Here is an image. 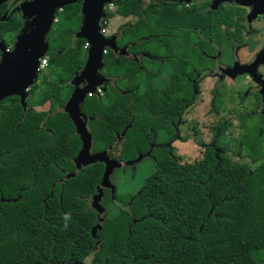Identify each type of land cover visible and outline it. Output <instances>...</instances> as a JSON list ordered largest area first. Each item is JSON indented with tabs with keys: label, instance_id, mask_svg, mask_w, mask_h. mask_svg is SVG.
Instances as JSON below:
<instances>
[{
	"label": "trees",
	"instance_id": "1",
	"mask_svg": "<svg viewBox=\"0 0 264 264\" xmlns=\"http://www.w3.org/2000/svg\"><path fill=\"white\" fill-rule=\"evenodd\" d=\"M153 1L145 7L143 0L116 1L115 15L137 17L125 27L120 43L136 44L131 50H147L161 61L142 58L137 67L130 59L105 55L106 76L127 84L121 93L109 87L103 98L87 96L80 105L94 118L88 121L93 153L107 150L124 133L128 147L119 161L129 164L140 158L125 168L147 158L154 162L141 191L118 208L111 243L128 256L126 264H255L264 254V152L255 142L237 152L241 159L236 162L226 128L218 125L212 129L213 140L203 144L201 161L181 165L171 146L172 127L166 126V116L179 108L178 94H192L189 79L217 47L230 44L220 28L229 29L231 17L209 4L181 13L175 2ZM81 6L82 0L64 7L47 35L45 57L55 85L43 88L40 100L30 98L26 112L18 102L0 110V264H89L87 259L96 263L99 258L92 229L101 218L89 201L97 195L104 165L78 171L81 141L68 116L54 113L68 96L61 84L82 70L86 60L84 51L69 47L80 27ZM5 8L0 6V16ZM112 17L106 12L105 21ZM19 28V21L0 22L6 46L7 37L12 41ZM149 43L159 48L147 49ZM164 49L184 55L171 57L177 70L171 83L153 88V79L169 59ZM181 67L186 68V82L179 81ZM221 88L214 94L215 114L220 113L216 101ZM47 101L50 111L32 109ZM70 174L75 175L66 178Z\"/></svg>",
	"mask_w": 264,
	"mask_h": 264
},
{
	"label": "rangeland",
	"instance_id": "2",
	"mask_svg": "<svg viewBox=\"0 0 264 264\" xmlns=\"http://www.w3.org/2000/svg\"><path fill=\"white\" fill-rule=\"evenodd\" d=\"M18 1L24 2V0ZM143 3L144 7L148 4L147 1H144ZM110 4L111 5L107 4L105 6V13L109 11L113 14V17L110 18L107 22L104 18L101 23V33L106 36H111L115 33H119L122 28H125L126 26H128V24H135L137 21V17L122 18L115 15V3L112 2ZM207 4H210L211 9L212 0H193L188 4L177 3L176 7L178 8V11L181 12V10H189L193 7L201 8ZM253 5L254 4H252L251 2L245 0H221L216 5V7L222 9V15L228 14V16H231L233 12L232 10L238 9L239 11H241L242 7H249ZM59 12H62V10L58 11V13ZM183 12L184 11H182L181 13ZM237 15H239V12L234 15V18ZM23 16L24 20L27 22V25L32 26L31 16L28 14H23ZM262 19L264 21V18ZM57 23L58 21L56 18L53 22L51 30L55 29ZM261 24L262 22L259 25L261 26ZM220 30L222 35L228 36L229 30L231 29H226L225 27L221 26ZM261 30L263 36L259 37L258 40L260 39L261 42H264V27H262ZM23 32L25 33L27 31ZM6 40L10 43L9 37H7ZM15 42L16 39L14 40V44ZM10 44L6 46V48L7 51L11 52L13 50L14 44H12L11 46ZM228 45L229 44L224 43L223 45H220V47H217L215 50L218 51L219 56L214 57L213 63L208 61L205 66H201L199 68V73L203 74V76L202 78H200L201 81L199 80L198 82L197 80L198 83L196 91H198V95L195 102L189 106H187L186 104L185 108H183L179 113L176 108V114H172L174 113L172 112L171 114H168L166 116V126H171L173 130L172 137H174V139L171 143V146L174 148L175 157L181 165H193L201 161L203 156V144H208L213 140L214 133L212 132V129L218 125H224L226 128V143L229 147L230 155L234 157V160L236 162H239L241 159L240 155L237 152H245L247 149H250V146L255 144V142L258 143V149L264 152V106H261L259 102H254L253 97L255 96H253V93H248L247 97L244 96L247 90L255 88L258 89L261 88V86L258 82L256 83L253 81L249 72H246L248 74L240 73L239 76L234 78L233 80H236L237 82V85L235 84V86L231 85V80L227 74L220 72V69L224 71L226 70L222 65H230L233 59V52ZM239 47H241V44H239ZM82 48V50L85 49V42H83ZM154 48H159L156 43H149L147 45V49ZM247 54L248 51L240 54V59L242 62L248 61L249 57L246 56ZM262 67L263 68H260L259 74L261 76H259V79L263 78L264 84V66ZM153 69L156 70L157 68L153 67ZM171 70L173 71V69L169 65H165L163 68H161L159 74L155 77V79H153V88H160L169 85V76L172 74V72L170 73ZM100 72V74L103 73L102 70ZM220 77L224 81V87L223 89L221 88V99L223 100V102H221V99H219V101L216 103L217 108H219L221 112L218 116H213L212 114H210V98L214 88L222 83H218V79ZM47 79L56 80V76L54 75L53 70L50 69L48 65H46L44 70L38 72L36 80L32 86L36 84L39 85L42 81ZM126 84L127 81H123L118 83L117 85L120 86L119 88H121ZM32 86H30L27 91ZM105 90L106 84L97 86L96 92L90 96H98L100 98H103L106 92ZM189 94L187 95L185 93L182 98H184L185 100L189 99V97L186 98L187 96H189ZM176 97L177 96L171 98ZM178 97L180 98V96ZM176 103L177 102L175 100L173 104ZM47 109L48 105L46 104L40 109L38 108V111H45ZM127 147L128 142L126 141V139H124V136L120 141L113 145L112 150L109 151V157L115 161H118L122 166L112 172V174L110 175L109 184L100 189L102 193L98 204L99 207L96 205V203L95 206L92 200L90 201L91 208L97 210L100 218L103 220V223L101 225V230L97 233V240H99L97 248V250L99 251V258L97 259L96 263H94L93 257L87 259L86 262L89 264H126L128 262V256L125 255L119 247L111 243L113 237L112 231L117 226L116 216L119 212L113 202L116 205L121 206L129 199H131V197L138 194L144 186L145 180L154 171L155 167L153 160L151 158H147L139 162L133 168H125L126 163L120 162L119 158ZM153 156L155 158H158L159 152L154 151ZM75 165L77 166L78 171H80L81 168H86L83 166H78L76 163ZM104 201L106 203V206L103 208L101 203H103ZM255 264H264L263 253L259 254L256 257Z\"/></svg>",
	"mask_w": 264,
	"mask_h": 264
},
{
	"label": "water",
	"instance_id": "3",
	"mask_svg": "<svg viewBox=\"0 0 264 264\" xmlns=\"http://www.w3.org/2000/svg\"><path fill=\"white\" fill-rule=\"evenodd\" d=\"M9 0H0V6ZM80 0H31L21 5L23 14H28L32 19V26L28 32H21L17 35L13 50L7 51L6 45L0 40V101L11 96H18L22 106L26 107L27 89L33 85L38 75L37 69L42 58L47 55L49 45L46 40L51 30L58 11L64 7L77 3ZM119 0H82L81 15L83 17L77 38L84 40L88 44L86 61L82 71L71 80L74 87L73 93L67 99L63 113L75 127V134L78 135L82 147L78 153L75 163L78 166L87 167L93 164L102 163L105 170L102 180L97 186L98 193L93 197V204L99 207L101 198V188L109 184L112 172L122 165L109 157V151L113 146L102 152H92L93 140L88 129V121L93 120L82 113L80 105L85 98L96 91L97 86H102L107 82L106 78L100 74L104 67V50L115 49V37L106 38L102 33V21L104 20L105 6ZM179 4H188L193 0H162ZM221 0H212L211 9L216 10V5ZM244 1V0H233ZM251 2L256 7L257 13L264 14V0H245ZM248 68V67H247ZM246 67L240 73L248 72ZM124 136L122 133L117 137L115 143ZM115 145V144H114ZM135 162L127 165L133 166ZM75 174L67 175L66 178ZM95 205V206H96ZM103 220L92 229V236L97 240V233L101 230Z\"/></svg>",
	"mask_w": 264,
	"mask_h": 264
},
{
	"label": "flooded vegetation",
	"instance_id": "4",
	"mask_svg": "<svg viewBox=\"0 0 264 264\" xmlns=\"http://www.w3.org/2000/svg\"><path fill=\"white\" fill-rule=\"evenodd\" d=\"M25 2L29 3V2H31V0H24V2L18 1V0H10V1H8L7 3H5L6 4V8H5L3 14L0 16V22H8V21L13 20L14 23H16L17 21H19V23H20V28L14 34L13 40L10 41V43H12V44H14V40L17 38V35L19 33L23 32V31H27L28 32L29 28L31 27L30 25L28 26L27 22L24 20V16H23L22 10H21V5L23 3H25ZM150 2H151V0H149V3ZM152 3H158V2H157V0L156 1L154 0ZM232 11L233 12H232V14L230 16L231 17V27L229 28L231 30H229V33H228L230 44L228 46L233 52V59H232L230 65H227V66L222 65L223 67H225L226 70L224 71V70L220 69L221 70L220 72L227 74L228 77L231 80V85L235 86V84L237 85V82H236V80H233V79L236 78L237 76H239L240 72L242 71L241 67H248V72H249L250 76L252 77L253 81L256 82V83L258 82L260 84L261 88H258V89L255 88V89L247 90L245 92L244 96L247 97L248 93H253V96H255V97H253L252 95L251 96L254 98L253 99L254 102L255 103L259 102V104L261 106H264V88H263L264 84H263V78L259 79V76H261L259 74L260 73V68H263L262 66H264V42H261L260 39L258 40L259 37L263 36V33L261 32L262 31L261 28L264 27V21L262 19V18H264L263 17L264 15H263V13H257L256 12V7L254 5L253 6H249V7H242L241 11H239L238 9H234ZM237 12H239V15L235 16V18H234V15ZM80 15H81V9H80ZM82 19H83V17L81 15V22H82ZM261 22H262V24L260 26L259 24ZM80 25H81V23H80ZM124 29L125 28H122L119 33H115V34H113L111 36H106V35L103 34L106 38L115 37V49L113 51L106 49L105 50L106 51L105 55H109L111 53L115 58L124 57L125 59H130L134 63H136L137 67H141L140 61H141L142 58L147 59L150 62H157V61L159 62V61H161V57H158L157 55L150 54L147 50H137V49L136 50H131V48L136 46V44H131V45L125 44V45H122L120 43V40L123 38ZM50 32L48 33V35L50 34ZM235 35L239 36V39H240L239 41L235 40ZM0 40L3 41V39H1V38H0ZM46 40H47L48 45H49L50 42L48 41L47 37H46ZM3 43L5 44L4 41H3ZM10 43H8V45ZM12 44H10V46ZM82 44H83V42H82L81 39H78L77 36H76V38H75V36H73L72 37V41L69 44V47L70 48H76L78 50L84 51L86 53V56H87L88 47H85V49L82 50L83 49L82 48ZM85 44H87V43L85 42ZM239 44H241V47H239ZM245 51H248V54L246 56H248L249 58H248V61L242 62L241 59H240V54L244 53ZM164 52L166 54H168L166 58H169V59L166 60L162 64L161 68H163L165 65H169L173 69V71L172 70L170 71V73L172 72V74L169 76L170 78H169V83L168 84H170L172 79L176 75V71H177L176 67L171 63V57H172L173 54H177V55H180V56H183L184 54H182L183 52L181 50L177 51V52H173L170 49L169 50L168 49H164ZM59 53L60 52H58L57 54H59ZM215 56L216 57L219 56V53L216 50H215V55L212 56L209 59V61L213 63V59H214ZM0 58H1V53H0ZM47 65H48V63H47ZM181 68H182V70H181L182 73L180 74L179 81L180 82H186V74H185L186 73V68H183V67H181ZM81 71L82 70H80L78 73H76V75H78ZM102 71H103V73L101 75L103 77H105L106 80H107V82L104 83V84H106V90L105 91H107L109 89V87H112V88L115 89V91H118V92L121 93L122 90L125 88V86L119 88L120 86H118L117 84L120 83V82H123V81H127V80H119L117 82L116 79L106 76V74H105L106 70L104 69V67L102 68ZM199 72L200 71H198V73L193 78L189 79L191 88L193 90L192 94L189 96V99L185 100L184 98H182V96H184L186 92L182 91V92H180L178 94L180 96V98H181L180 99L179 108L177 109L178 113L183 108H185L186 104H187V106H189V105H191L192 103L195 102V100L197 98V95H198V91H196L197 90L196 89L197 88V83L199 82L200 78H202V76H203V74H201ZM212 74H214V73H212ZM246 74H248V73H246ZM71 80H69L65 84H61V88L65 89V91H64L65 95L68 94V96L65 99L64 105H65L67 99L69 98V96L74 91V87L71 85ZM197 80H198V82H197ZM54 81L55 80H52V79L44 80L39 85L36 84V85L32 86L27 91L28 95H27V98H26V107L25 108L22 107L24 112H26L27 109H28L27 108V101L30 98L31 99L40 100L42 98V89L45 88L46 86H51V85L54 86L55 85ZM220 82H222V83H220ZM60 83H62L61 80H60ZM218 83H220L218 86H221L222 89H223L224 81L222 80L221 77L218 79ZM218 86H216L214 88V90L212 92V95H211V98H210V114H212L213 116H218L220 114V113L219 114H215V113H213L211 111L212 103H214L215 99H217L214 94H215V90H216V88ZM174 94L175 93H172V95H174ZM89 97H93V96L89 95ZM95 97H98V96H95ZM242 97H243V95H242ZM255 98H256V100H255ZM220 99H221V97H220ZM218 101L219 100H217L216 103ZM17 102H18L19 105L22 106L21 100H20V98L18 96L7 97V98H5V99L0 101V110H1V108H4V107L10 105V103H15L16 104ZM221 102H223L222 99H221ZM231 102H233V101H231ZM46 104L48 105V109L45 110V111H50V109H51L50 101L45 102L44 105H46ZM44 105L33 106L32 109L34 111H36V112H42V111H38V108L40 109ZM64 105L62 107H59L58 105H56L54 113L62 112ZM221 109H222V106H221ZM91 200L92 199H90V201ZM90 201H89V205H90ZM113 204L116 206L117 209L119 207H121L119 205H116L114 202H113ZM90 208H91V206H90ZM95 211H97V210H95Z\"/></svg>",
	"mask_w": 264,
	"mask_h": 264
},
{
	"label": "built area",
	"instance_id": "5",
	"mask_svg": "<svg viewBox=\"0 0 264 264\" xmlns=\"http://www.w3.org/2000/svg\"><path fill=\"white\" fill-rule=\"evenodd\" d=\"M143 1H147V3H148L149 0H143ZM85 47H88V44H85ZM103 53H104V55H105V54H106V51L104 50ZM46 65H47V58L44 57V58H42V59L40 60L39 68L37 69V73H38V72H41L42 70H44L45 67H46Z\"/></svg>",
	"mask_w": 264,
	"mask_h": 264
}]
</instances>
